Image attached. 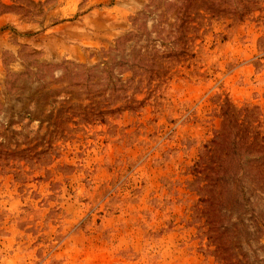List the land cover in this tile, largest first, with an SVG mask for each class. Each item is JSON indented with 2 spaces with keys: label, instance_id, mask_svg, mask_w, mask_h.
I'll return each instance as SVG.
<instances>
[{
  "label": "rangeland",
  "instance_id": "374dc122",
  "mask_svg": "<svg viewBox=\"0 0 264 264\" xmlns=\"http://www.w3.org/2000/svg\"><path fill=\"white\" fill-rule=\"evenodd\" d=\"M225 261L264 264V0H0V264Z\"/></svg>",
  "mask_w": 264,
  "mask_h": 264
},
{
  "label": "trees",
  "instance_id": "16d2710c",
  "mask_svg": "<svg viewBox=\"0 0 264 264\" xmlns=\"http://www.w3.org/2000/svg\"><path fill=\"white\" fill-rule=\"evenodd\" d=\"M177 53H178V55H177ZM177 53L176 54L174 53L173 56L174 57L175 56L179 57V54H181V55L187 54L184 49L178 51ZM190 56H192V54ZM137 60H138V62L137 63H133L132 65H129V63H127V66L130 68V70H133L136 67V68H139L142 71H149L150 73H155L156 77H159V73H160L159 70L160 69H154L152 67L154 63H153L152 59H150L148 57V54L147 55H143L142 53H140L137 56ZM90 86L93 88L94 84H91ZM112 86H113V84H112ZM109 112H112V110L110 109ZM220 248H222V247H220ZM224 258L225 257H223V255H222L221 259H224ZM225 262L227 264H246V263H241L240 261H236V263L235 262H230V261H225Z\"/></svg>",
  "mask_w": 264,
  "mask_h": 264
}]
</instances>
